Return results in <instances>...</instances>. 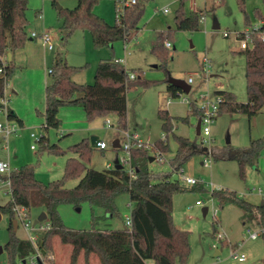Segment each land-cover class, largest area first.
Masks as SVG:
<instances>
[{"label": "rangeland", "instance_id": "374dc122", "mask_svg": "<svg viewBox=\"0 0 264 264\" xmlns=\"http://www.w3.org/2000/svg\"><path fill=\"white\" fill-rule=\"evenodd\" d=\"M127 1L130 0H100L93 12L106 23L114 25L116 15L122 13ZM76 6L77 0H56L55 3L53 0H28L25 13L27 38L31 39L33 32L40 34L47 31L53 49L48 50L40 40L32 39L13 54L14 72L5 87V96L9 99L8 107L23 121V128L14 121H8L5 112L0 111V123H8L16 129L9 137L0 135V160L7 162L11 171L32 167L36 180L48 184L62 179L66 161L75 157L68 148L82 139L97 137L107 148L101 151L93 145L89 162L85 161V165L96 171H106L114 168L117 160L127 171L129 166L125 152L112 148V143L122 139L124 134L114 113L89 122L82 108L62 107L58 114L61 120L59 129H42L45 84L49 82L48 70L55 54H63L69 65L83 68L74 78L83 76L84 84H93L100 60L120 61L130 75L153 83L147 88L137 86L127 91L124 129L149 144L166 136L169 152L163 156L161 164L158 161L149 163V169L154 174H170V180L178 181V185L185 189L173 197L172 222L176 229L187 232L189 254L184 263L176 260L175 264H263L264 237L259 235L253 241L248 235L264 227L257 226L254 221L244 224L241 211L235 205L220 206L213 194L234 192L255 206L264 201V147L252 163L246 164L243 176L238 163L229 157L232 149L248 148L251 141L264 140V106L251 118L244 114H220L210 123L207 138L196 135L197 121L194 118H190L188 124L180 121L173 123V129L166 133L157 115L159 110H165L171 117L183 118L189 111L190 101L196 99V105L200 107L209 100L213 101L217 91L230 92L238 103H246L245 62L239 53L242 51L241 41L237 38L260 26L261 0L149 1L145 4L138 29L131 31L126 41H115L102 48L93 45L89 32L77 30L65 38L61 30L62 14ZM179 8L185 13H198L203 18L198 23V30H177L174 18ZM214 22L218 24L217 29L213 28ZM166 42L169 48L164 47ZM159 44L166 49L165 52L152 51ZM190 76L193 79L189 85L190 92L171 99L166 92L167 78L187 82ZM199 94H206V100L197 99ZM107 123L110 128H107ZM32 134L35 138L31 137ZM40 137L66 153L55 155L47 152L39 143ZM178 138H187L198 148H206L208 152L214 150L216 154L214 157L194 155L182 165L183 173L178 175L169 163L175 155ZM204 158L210 161L209 167H203ZM182 176L194 179L198 185L185 184ZM78 181L77 178L67 180L65 188L73 189ZM9 201L7 183L0 181V206ZM196 201L202 205L196 206ZM116 207L118 215L113 218H105L102 210L91 208L87 203L79 209L62 205L58 211L64 226L70 230H111L123 228L126 218L130 217L132 204L128 193L116 197ZM203 208L207 209L205 214ZM41 212L40 208H32L25 221L34 230L26 231L19 222L15 236L28 239L39 235L46 221L34 227L33 222ZM9 226V217L1 215V248L8 241ZM218 236L222 239L218 240ZM234 253L245 255V262L239 263ZM47 254L53 256L52 264H70L71 246L61 244L55 238ZM15 263L18 264V261ZM0 264H10L5 251L0 254ZM75 264H99V261L95 256L85 261L81 253Z\"/></svg>", "mask_w": 264, "mask_h": 264}, {"label": "trees", "instance_id": "16d2710c", "mask_svg": "<svg viewBox=\"0 0 264 264\" xmlns=\"http://www.w3.org/2000/svg\"><path fill=\"white\" fill-rule=\"evenodd\" d=\"M99 1L77 0V6L73 10L63 12L61 30L65 38L81 30L89 32L96 48L109 47L115 41H126L127 35L138 29L145 4L153 0H136L133 5L124 6L122 13L116 16L114 25L106 23L94 14L93 9ZM55 2L56 0H53V3ZM261 2L263 11L259 15L261 24L258 31L250 35L252 39L250 47L239 52L245 62L247 101L238 103L230 92H215L214 95L220 98V104L214 118L224 112L231 115L244 114L251 118L264 106V42L260 38L264 36V0ZM27 5L28 0H0V55L11 54V60L7 58L4 73L0 75V110L5 112L8 121H14L20 127L23 126L22 121L8 107L9 99L5 96V87L14 72L13 54L29 41L25 16ZM174 19L177 30L190 32L198 30V23L201 20L198 13H185L181 8L176 11ZM244 38L245 33H242L237 39ZM161 45H155L152 51L165 52L166 49H162ZM82 70V67L69 65L65 55L60 53L54 55L51 68L48 70L49 82L44 91L42 129L58 130L61 124L59 110L62 107H78L84 110L89 122L109 113L116 114L120 129L125 131L127 91L137 86L147 88L153 83L136 77L130 79V74L124 66L112 59L99 61L93 84L77 83L74 80V76ZM165 83L166 92L171 99L182 93L168 85L167 80ZM188 104L189 111L183 118L171 117L165 110L158 111L157 115L162 121L164 132L171 131L173 123L177 121L188 124L190 118L196 121L200 119L202 112L196 102L190 101ZM39 143L49 153L55 155L66 153L55 144L49 145L44 137L39 138ZM263 147L264 140H258L251 141L248 148L230 150L229 157L238 163L242 176L246 164L252 163L253 158L260 155ZM91 149L89 138L82 139L68 148L76 158L72 157L66 161L62 179L48 184L36 180L34 170L30 166L11 171L9 175L0 174V181L8 183L10 194V201L0 206V216L6 215L10 219L9 238L2 248L10 264H17L16 260H25L35 252L31 242L19 239L14 234L13 221L16 220L14 208H23L27 216L32 208H40L46 213L45 229L37 235L34 243L36 250L45 258L51 250L53 239L57 238L61 244L71 246L70 264H75L81 253L85 261L90 256H95L99 264H175L176 260L184 263L189 254L188 234L173 226L172 210L174 195L185 189L178 185V181H171L170 174L152 173L149 169L150 154L143 149L132 150L130 153L127 163L132 175L123 166L121 169L110 168L106 171L88 168L84 162H89ZM202 149L187 138H178L175 155L169 160L172 171L177 174L182 165L196 154L212 157L216 154L214 150L208 152ZM155 150L162 156L169 152L166 136L153 142V151ZM73 178L79 180L77 185L73 189L65 188V182ZM124 192L128 193L132 204L129 226L111 230L93 228L91 231H74L65 227L60 218L58 211L60 206L71 205L79 209L83 203L102 210L105 218L116 217L118 215L116 197ZM213 196L220 206L235 205L241 211L244 224L254 221L257 226L264 227V201L255 206L236 193L228 191H219ZM262 236L264 237V232ZM52 263L51 260L47 261V264Z\"/></svg>", "mask_w": 264, "mask_h": 264}, {"label": "built area", "instance_id": "2783aa9c", "mask_svg": "<svg viewBox=\"0 0 264 264\" xmlns=\"http://www.w3.org/2000/svg\"><path fill=\"white\" fill-rule=\"evenodd\" d=\"M135 2H136V0L127 1L126 6L133 5V4H135ZM164 11H166V10H164ZM119 15H120V13H118L116 16L118 17ZM201 20H203V18H201ZM258 28L253 29L252 31H246L245 32V38L240 40L241 41L240 42V49L241 50H245L247 47H250V43L252 41L250 35L253 34L254 32L258 31ZM224 36H228L227 33H224ZM30 37H31V39L40 40L42 42V44H44L48 50L53 49L52 39H51V37L47 31H44L40 34L33 32V33H31ZM260 38L264 42V36H260ZM164 47L169 48L170 47L169 43H167V42L164 43ZM117 62L120 63V61H117ZM6 65H7V56L0 55V75H3ZM48 72H50V71H48ZM129 78L134 79L135 76L131 74L129 76ZM192 82H193V79L190 76L186 83L188 85H190ZM206 97H207L206 94H199L197 99H200L201 101H205ZM194 101L196 102V99ZM3 104L6 105V102L3 101ZM219 104H220V98L216 97L214 95L213 101L209 100L206 103L201 104L200 107L198 106L202 112L201 117H200V135L202 136V138L209 137V134H210L209 125L213 121L214 117L217 114ZM0 111H3V110H0ZM110 127H111V125L109 123H107V128H110ZM15 132H16V129L13 125H9L8 123H0V135L1 136L9 137L12 134H14ZM31 137L35 138V135L32 134ZM162 139H164V137H162ZM117 143L119 145L118 150L124 151L126 156H127L126 162H128V160L130 159L131 151L136 150V149H143V150L147 151L150 154V156L154 158V161H158L160 164L163 162L162 161L163 156L159 153V151H157V150L153 151V143H150V144L144 143L137 137L136 134L128 133L127 130L124 131L122 139H117ZM95 146H96V148H98L101 151L106 150V148H107L106 144L101 140H97L95 142ZM32 149H33V147H32ZM262 159L264 160V153L262 154ZM202 165H203V167H209L210 161L207 160V158H204ZM10 172H11V169H10L9 164L7 162L0 160V174L9 175ZM127 172L130 175H132V172L129 168H128ZM182 173H183V170L180 169L177 174L182 175ZM182 181L185 184L191 185V186L198 184L194 179L187 178L184 176H182ZM7 185H8V183H7ZM195 205L201 206L202 203L197 201L195 203ZM14 212H15V218H16L15 221L17 222V224L20 222V224L23 226V228L26 231H29L30 229L34 230V228H31L30 224L25 221L28 218V216L26 214V211L23 208H14ZM125 225H127V226L130 225L129 217L126 218ZM44 229L42 228L41 231ZM263 230L264 229L259 230L257 232L249 233L248 238L250 240H256L259 237V235L262 234ZM36 239H37L36 235H32L27 239L29 242H31L33 244V246L35 248V252L32 254V256L26 258L25 260L18 261V264H47L48 260L53 259V256H47L46 258L41 256V254L36 250V247L34 244ZM217 239L221 240L222 236H218ZM234 255H235L236 260L239 263L245 262V260H246L245 255H243V254L237 255V253H234Z\"/></svg>", "mask_w": 264, "mask_h": 264}, {"label": "water", "instance_id": "95a60500", "mask_svg": "<svg viewBox=\"0 0 264 264\" xmlns=\"http://www.w3.org/2000/svg\"><path fill=\"white\" fill-rule=\"evenodd\" d=\"M213 28L214 29H217L218 28V24L216 22H214ZM7 58H8V60H11V54L10 53L7 54ZM167 84L170 85V86H173V87H175L177 89H179L184 94H188L189 91H190V86L186 82H184L182 80H178V79H174V78L169 77L167 79ZM195 132H196V135H199L200 134V119H198L197 122H196ZM89 140H90L91 146H93V145H95V142L98 139H97V137H90ZM112 148L113 149H118L119 148V145L117 143V140L112 143ZM202 150L205 151L207 149L206 148H203ZM153 161H154V158L150 156L149 157V163H151ZM114 168L115 169H121V165L118 163L117 160L114 163ZM202 211H203L204 214L206 213V209H203ZM46 220H47L46 213L45 212L40 213V215L38 216V218L33 222V227L36 226L39 223H42L43 221H46ZM13 227H14V231H16V229H17V222L16 221H13ZM2 252H3V250L0 247V254ZM217 254H218V252L215 253V255H217Z\"/></svg>", "mask_w": 264, "mask_h": 264}, {"label": "crops", "instance_id": "0c3cea01", "mask_svg": "<svg viewBox=\"0 0 264 264\" xmlns=\"http://www.w3.org/2000/svg\"><path fill=\"white\" fill-rule=\"evenodd\" d=\"M45 9V8H44ZM32 39H29V41H31ZM54 58V57H53ZM53 60V59H52ZM101 61V60H100ZM79 76H81V75H78V76H76L75 78H74V80L77 82V83H82V84H84L83 82H84V77L83 76H81V77H79ZM83 81V82H82ZM45 86H46V84H45ZM15 110H16V112L19 114V110H17L16 108H15ZM13 111V110H12ZM14 112V111H13ZM16 115V114H15ZM17 116V115H16ZM21 120V119H20ZM22 121V120H21ZM22 125H23V121H22ZM20 127V126H19ZM21 128H23V126L21 127ZM8 186V185H7ZM197 202V201H196ZM195 202V203H196ZM203 209H206V208H203ZM206 211H207V209H206ZM43 212V211H42ZM41 212V213H42ZM262 235V234H261ZM254 241V240H253Z\"/></svg>", "mask_w": 264, "mask_h": 264}]
</instances>
